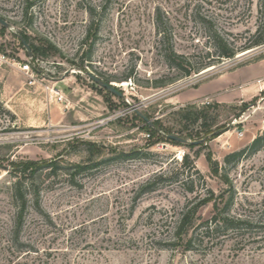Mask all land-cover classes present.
<instances>
[{"label": "rangeland", "instance_id": "374dc122", "mask_svg": "<svg viewBox=\"0 0 264 264\" xmlns=\"http://www.w3.org/2000/svg\"><path fill=\"white\" fill-rule=\"evenodd\" d=\"M262 3L0 0V17L9 24L0 29V53L9 59L0 62V264H264V146L223 162L264 130V79L228 86L227 92L244 94H226L219 101L188 97L202 84L259 61L264 44L152 86L155 79L174 75L164 59L168 43L196 63L216 57L212 30L235 47L261 35ZM16 33L52 47L31 61L45 77L62 80L64 104L25 84L13 61L23 62L28 52ZM87 72L113 83L122 95L107 92ZM188 105L206 109L204 119L220 134L211 136L201 121L184 128L177 112ZM137 114L158 130H148ZM134 151L139 152L132 156ZM207 152L218 162V174L209 168ZM184 155L197 173L182 166ZM25 160L57 166L43 167L32 184L24 178L27 204L18 229L15 177L9 171L13 162ZM75 164L89 167L73 174ZM229 189L235 194L229 214L248 219L249 227L196 241L193 250L172 240L186 206L198 203L207 190L215 197L224 194L221 204ZM211 213L208 203L197 215L201 221Z\"/></svg>", "mask_w": 264, "mask_h": 264}, {"label": "trees", "instance_id": "16d2710c", "mask_svg": "<svg viewBox=\"0 0 264 264\" xmlns=\"http://www.w3.org/2000/svg\"><path fill=\"white\" fill-rule=\"evenodd\" d=\"M260 15H261V23L258 27V31L262 28L261 35H258L248 44H243L238 47H235L231 42H228L223 35L218 33L216 30H212L209 39H211V46L214 48V52L216 53V57L213 55L211 57H206L204 60L193 63L187 56L180 54L175 51L173 46L168 43L164 51V59L167 64V67L170 70H173L174 75L168 77L167 79H155L152 81L153 87H163L173 81L179 79L183 76H189L192 73H197L209 66H212L221 58H232L238 52L248 50L257 46L264 44V3H262L259 7ZM159 9L156 13V28L160 32V26L162 23L160 22L161 16L159 14ZM89 14L92 15V11H89ZM6 27L0 25V29L4 30ZM163 35H165L164 30ZM16 36H21L29 47L30 53L33 57L42 58L45 57L52 47L49 45L44 47L42 43L37 45L32 44L29 41V37L25 33H16ZM19 39V38H18ZM20 41V39H19ZM20 44H23L20 41ZM209 54V52L207 53ZM87 58H90V55H86ZM264 58V54L257 57L256 60H260ZM108 92V91H107ZM110 93V92H109ZM113 94V93H111ZM114 95V94H113ZM206 109L198 110L195 105H188L182 109H180L177 114L179 116L180 123L183 124L184 128H186V124L192 123L196 124L200 122V125L203 126L204 130L207 133L211 134V136L216 137L220 133H216V131H212L210 128L212 126L211 122H207L204 118H206ZM138 118L146 124L148 130L154 133L158 130L156 123L152 122L148 124V122L144 119L148 117L146 115L137 114ZM227 130L226 128H222L221 131ZM169 135V134H167ZM166 137V135H165ZM167 138V137H166ZM188 146H193L191 143ZM264 146V130L258 133L252 141L245 147L231 152L224 156L223 162L224 164H228L233 160H239L240 158L248 155L254 154L258 150H260ZM139 151H134L131 153L132 156L138 154ZM197 155V154H195ZM205 158L208 162L209 168L214 174H218L219 165L218 162L211 158L209 152L205 154ZM182 166L187 168V171L193 170L197 173L193 165V161L189 159L188 155H184L182 158ZM54 163L48 165H40L36 161L32 160H25V161H18L13 162L12 167L10 169V173L15 177L13 181V198L17 202V228L20 229L22 225V218L24 212L26 210L27 204V188L24 185V178L28 179L32 184L34 179L36 178L37 174L41 171L43 167H51ZM92 165H97L99 163H91ZM2 165H0L1 167ZM56 167L57 165H53ZM89 166L87 165H80L75 164L72 165L71 168L73 169V174H77L78 172L84 170ZM222 169V167L220 168ZM220 176H223L227 180V174L225 172H221ZM193 189V185L189 187V191ZM34 196L38 199V191H35ZM226 199L220 204L218 198L222 199L224 194H219L218 196H214L211 190H207L205 197L200 199L198 203L192 204L190 206H186L185 209L180 213L175 226H174V240L177 244H180L185 250H193L194 246L193 243L196 241L202 242L204 238H210L211 236H227V234L236 235L238 234L242 228H247L250 226L251 222L248 219H242L240 217L230 215V208L234 202V191L229 189L225 192ZM208 203L212 204V213L211 216L206 220L199 219L197 212L201 206H204ZM198 239V240H197Z\"/></svg>", "mask_w": 264, "mask_h": 264}, {"label": "crops", "instance_id": "0c3cea01", "mask_svg": "<svg viewBox=\"0 0 264 264\" xmlns=\"http://www.w3.org/2000/svg\"><path fill=\"white\" fill-rule=\"evenodd\" d=\"M53 79V83H55L57 87L62 88L60 85H58L62 80H58V78ZM255 79H264V59H261L253 64L241 66L227 74L220 75L218 78L202 84L199 88H197V91H195L194 93H189L188 97L192 101L200 100L203 98L216 99L219 101V99L226 96V94H244L240 93L243 91H239V89L237 90L234 88H232L230 92H227L228 89L226 90V87L246 85L248 83H251ZM40 88V86H36L34 87V91L36 92L40 90ZM223 89H225V91H223Z\"/></svg>", "mask_w": 264, "mask_h": 264}, {"label": "built area", "instance_id": "2783aa9c", "mask_svg": "<svg viewBox=\"0 0 264 264\" xmlns=\"http://www.w3.org/2000/svg\"><path fill=\"white\" fill-rule=\"evenodd\" d=\"M33 58L35 57L30 55L23 62H17L15 60L13 61V64H16L19 71L23 74L25 78V84L28 87H35L36 85H39L48 99L58 104H64L66 102V98L62 88L57 87L55 83H53V77L47 78L43 73H39L37 69H34L33 63L31 61ZM35 59L38 61V58ZM0 62H9V59L4 54L0 53ZM128 83L130 86L131 79H129V82H125V86H128ZM206 103L208 102L206 101ZM238 136H242V132H239Z\"/></svg>", "mask_w": 264, "mask_h": 264}, {"label": "water", "instance_id": "95a60500", "mask_svg": "<svg viewBox=\"0 0 264 264\" xmlns=\"http://www.w3.org/2000/svg\"><path fill=\"white\" fill-rule=\"evenodd\" d=\"M0 25L5 26V27L9 26V24L1 17H0ZM18 38L20 39L21 43L23 44V47L25 48V50L28 52L27 55L30 56L31 53L29 51V47H28L27 43L25 42V40L21 36H18ZM251 51L252 50L246 51V52L242 53L239 56L245 55V54H247V53H249ZM211 69H212V67L210 69H206L205 71H202V73L206 72V71H209ZM87 75L92 81H94L97 85H99L100 87H102L106 91H108L110 93H113L114 95H117V96H121L122 95V93L119 90L116 89L115 85H113V83L105 82V81L99 79L98 77H96L95 75H93L90 72H87ZM144 119L148 122V124H151V122L147 118L144 117ZM166 137L168 139H170V140H174V141H177V142H180V143H186L187 142L186 139H184L183 137H179V136L173 135V134L166 135Z\"/></svg>", "mask_w": 264, "mask_h": 264}]
</instances>
